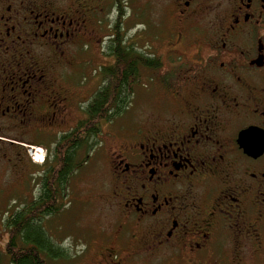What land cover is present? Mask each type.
I'll return each instance as SVG.
<instances>
[{
  "label": "flooded vegetation",
  "instance_id": "af4514ba",
  "mask_svg": "<svg viewBox=\"0 0 264 264\" xmlns=\"http://www.w3.org/2000/svg\"><path fill=\"white\" fill-rule=\"evenodd\" d=\"M122 52L162 113L74 143ZM98 155L127 254L102 245L91 264H264V0H0V264L11 215L70 205Z\"/></svg>",
  "mask_w": 264,
  "mask_h": 264
},
{
  "label": "rangeland",
  "instance_id": "374dc122",
  "mask_svg": "<svg viewBox=\"0 0 264 264\" xmlns=\"http://www.w3.org/2000/svg\"><path fill=\"white\" fill-rule=\"evenodd\" d=\"M183 71V67L167 65L161 76L174 84ZM157 81L155 83H158ZM155 83L149 90L143 89L140 84L136 85L130 106L123 116L116 118V124L106 126V133L115 132L116 126L122 121L145 123L149 118L162 113L163 93ZM37 152L33 154L35 160L39 155ZM71 182L70 205L60 208L59 212L51 216L43 225L47 236L52 238L51 240L55 241L67 255L64 260L58 259L51 264H91L95 259L93 258L95 251L102 245L117 251L118 257L126 256L127 253L122 250L121 244L117 243L121 239L116 238L115 241L113 239L119 222L107 200L111 185L104 157L96 156L87 167L74 175ZM0 255L5 259L3 252L0 251ZM124 262L125 264H161L160 261H151L141 255L135 257L133 261Z\"/></svg>",
  "mask_w": 264,
  "mask_h": 264
},
{
  "label": "trees",
  "instance_id": "16d2710c",
  "mask_svg": "<svg viewBox=\"0 0 264 264\" xmlns=\"http://www.w3.org/2000/svg\"><path fill=\"white\" fill-rule=\"evenodd\" d=\"M137 65V60L133 61L130 53L122 52L114 65L106 67L104 77L107 84L91 96V101L86 109V120L80 122L79 126L69 136L74 139V143L77 142V137L84 136V134L89 139H93L103 123L110 122L127 110L133 98L131 83L139 78ZM147 65L155 68L159 66L157 63L151 62ZM67 164L65 161V167ZM45 192L50 198L52 185L47 184ZM60 208L62 207L41 206L36 209L31 208L30 212L41 215V218L36 221L29 217L28 213L21 216L14 212L9 220L3 224L10 234L6 255L11 264H51L58 259L64 260L67 256L65 251L47 236L43 226L51 216L59 212ZM18 243H21L24 248L18 249Z\"/></svg>",
  "mask_w": 264,
  "mask_h": 264
}]
</instances>
